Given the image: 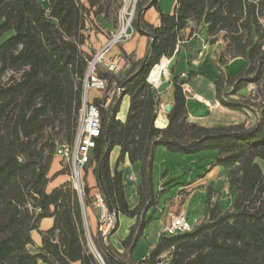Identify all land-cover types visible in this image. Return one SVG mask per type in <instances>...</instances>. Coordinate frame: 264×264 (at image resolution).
Listing matches in <instances>:
<instances>
[{"label":"trees","instance_id":"16d2710c","mask_svg":"<svg viewBox=\"0 0 264 264\" xmlns=\"http://www.w3.org/2000/svg\"><path fill=\"white\" fill-rule=\"evenodd\" d=\"M98 2L88 6L82 0H0V264H100L89 236L102 264H157L164 255L170 264H264V0H176L173 14L160 11L158 27L144 19L157 0H137L133 26L148 37L147 51L152 38L154 45L138 60L125 56L129 67L117 75L101 64L95 66L94 75L105 82L103 97L93 99L101 134L84 166L82 193L70 181L47 190L58 146L73 145L77 134L93 59L83 48L86 23ZM112 5L115 15L119 0H104L93 14L108 19ZM187 29L189 35L206 30L207 42L217 47V100L247 117L252 114V125L245 121L206 127L189 121L183 85L193 71L183 78L173 75L168 123L157 125L159 96L147 77L163 57L179 52L177 44ZM235 58H243L245 65L230 75L224 66ZM114 84L122 90L106 104ZM125 95L130 104L122 121L117 114ZM116 146L118 162L128 156L140 164L139 203L134 208L128 205L122 172L110 167ZM159 146L183 155L214 151L215 165L232 166L227 172L232 202L224 208L209 194L201 222L191 231L162 236L149 256L136 263L133 252L146 213L158 199L152 169ZM89 168L115 213L106 239L87 225L89 209L95 207L86 181ZM119 215L137 219L122 240L123 251L109 242ZM45 218H52L53 224L39 230ZM34 231L40 233L41 244L33 252Z\"/></svg>","mask_w":264,"mask_h":264},{"label":"crops","instance_id":"0c3cea01","mask_svg":"<svg viewBox=\"0 0 264 264\" xmlns=\"http://www.w3.org/2000/svg\"><path fill=\"white\" fill-rule=\"evenodd\" d=\"M176 6V0H157V6H152L144 14V19L158 27L160 21V11L166 14H173ZM106 23V22H104ZM109 24L105 28L99 27L97 38L91 37L87 41L86 51L89 48H95L99 43L102 48L110 38ZM193 26V24H191ZM184 40L177 54L171 59L173 63L172 77L162 78L160 86L157 88L159 96V109L156 123L159 127H165L168 123V112L165 108L174 103V85L173 75L189 74L194 72V76L185 84L186 105L188 110V119L191 122L206 126L219 127L225 125L239 124L246 121L248 126L255 122V117L249 114L247 117L240 111H235L222 106L216 97L215 82L219 76V69L214 62L216 46H211L207 42L206 30L196 34L189 35V29L183 33ZM97 39V40H96ZM98 41V42H97ZM148 37L135 31L130 40L123 41L113 46L107 53V56L122 54L131 60H138L147 52ZM201 53V55H200ZM245 65L243 58L230 60L224 70L235 75ZM103 92L99 91V98H102ZM93 95V99L98 98ZM91 98V101H93ZM130 104V98L125 95L122 98L121 106L117 118L124 121L127 117ZM120 147L116 146L110 153L109 163L112 170L117 169L122 172V181L125 190L126 199L129 207L134 208L139 203L138 181L140 164L132 163L128 156L123 161L118 162ZM214 151H204L193 155H183L167 151L163 146H159L155 151L153 162L152 177L154 182L155 196H158L156 205L150 208L146 213V224L142 234L137 242L133 252L134 261L140 262L146 259L156 244L162 238V228L165 221L164 213L169 207L184 210L191 221H196L198 215L204 218V207L207 196L210 194L212 201L218 200L222 205L228 200L229 207L232 202V196L229 190V181L227 177L228 170L232 167L215 165ZM61 156L57 153L54 157L51 172L53 179L48 184L47 190L50 192L68 182L67 173L57 174L62 169ZM86 181L94 194L97 189V182L92 168L87 170ZM214 189L219 190L215 194ZM89 223L93 234L98 232V222L100 209L95 205L94 209H89ZM137 222L136 218H130L125 215H119V226L113 233L109 242L119 251H123L122 240L127 237L131 227ZM53 224L52 218H45L40 223L39 230H47ZM35 248L41 244V235L38 231L32 233ZM117 237L114 242L113 240ZM74 264H81L75 262ZM147 264V263H141Z\"/></svg>","mask_w":264,"mask_h":264},{"label":"built area","instance_id":"2783aa9c","mask_svg":"<svg viewBox=\"0 0 264 264\" xmlns=\"http://www.w3.org/2000/svg\"><path fill=\"white\" fill-rule=\"evenodd\" d=\"M137 0H121V8L123 7L124 12H128V19L124 23L127 24V28L123 30L122 28L118 31L116 35H113L105 46H103L99 52L93 56V59L89 62L88 71L86 74L85 82H84V91L82 98V108L80 111V118L78 124L77 134L74 140L73 145H69L67 143H62L57 148V153L61 156V158L65 161H70L72 166V179L74 182L75 188L82 193L83 184H81V171L90 161V153L91 150L95 147L96 139L101 134V119L99 108L93 103V101L89 100V90L94 88L98 89L102 92L105 90V82L94 75L95 66L97 64H101L107 71L113 74H119L127 67H129L128 60L122 54H115L113 56L108 57L107 53L110 49L123 42L130 40L134 33L135 28L131 27L133 25V18L135 15ZM131 29V31H130ZM183 41H179L177 44L176 52L181 48ZM201 55V53H200ZM172 58V57H171ZM171 58L163 57V59L168 61V65L171 62ZM158 64V63H157ZM156 65V64H155ZM154 65V66H155ZM167 65V67H168ZM153 66V67H154ZM152 70V69H151ZM151 72V71H150ZM187 74H182V77H186ZM147 81L150 85H152L155 89H157L159 84H156L155 81H151L150 73L147 77ZM185 84L183 85V87ZM121 87H117L115 84L108 91V97L106 99V104L110 101L112 95L116 91H121ZM185 90V89H184ZM94 204L100 209L99 215V225L98 229L102 233V235L107 238L108 233L114 226L115 223V213L110 212L108 205L101 194V192L96 191L93 194ZM165 221L162 228V235L165 236H173L178 233H184L191 231L193 227L199 222L189 220L186 212L181 209H173L169 207L165 210L164 213ZM90 237V236H89ZM91 244L93 246V251L100 257L95 245L91 240ZM157 264H170L169 258L167 255L161 257Z\"/></svg>","mask_w":264,"mask_h":264},{"label":"rangeland","instance_id":"374dc122","mask_svg":"<svg viewBox=\"0 0 264 264\" xmlns=\"http://www.w3.org/2000/svg\"><path fill=\"white\" fill-rule=\"evenodd\" d=\"M82 1H84L85 3H86V5H88L89 6V2L90 1H95V0H82ZM104 0H100V2H98V3H96V5H95V7H93V9H91V16H90V18H88V20H87V23H86V26H87V29H86V32H85V34L87 35V39H86V41H85V43H84V45H83V48H85V49H87V47H86V45H87V41L88 40H90V38L93 36V37H95V38H97L98 37V35H99V27H102V28H105L104 26H105V24L107 23V24H109V26H108V28H110V38L111 37H113V35H116L117 33H118V31L122 28V26L124 25V23L127 21V19H128V12H130V10H128V12H124L123 10V7L122 8H120L117 12H116V14L114 15V6L115 5H112V7L113 8H111L110 9V12H111V15L109 16V18L108 19H105V18H103L102 16H96V15H94L93 13H94V10L97 8V7H99V4L101 3V2H103ZM132 1V0H131ZM119 2H121V0H119ZM104 22H106V23H104ZM131 27H133V25L131 24ZM133 29H134V27H133ZM130 31H131V29H130ZM109 38V39H110ZM108 39V40H109ZM97 40V39H96ZM98 42V41H97ZM101 48H99V43L96 45V47L95 48H93V47H91V48H89V50H90V53H92L93 54V56H95L98 52H99V50H100ZM172 67H173V63H172V61L170 62V64L168 65V67H167V74L165 75L166 77H169V78H171L172 77ZM164 76V77H165ZM163 77V78H164ZM182 77V76H181ZM183 78V77H182ZM99 91L100 90H98V89H94V88H92V89H90L89 90V94H88V96H89V100H91V98L93 97V95H97L98 94V98H99ZM101 92V91H100ZM103 94V93H102ZM102 97H103V95H102ZM92 100H93V98H92ZM61 166H62V169L63 170H65V172L64 173H67L68 175H69V181L70 182H72V184L74 185V182H73V179H72V166H71V162L70 161H65V160H63V159H61ZM262 167H263V170H264V162H262ZM61 169V170H62ZM83 176H84V168L82 169V171H81V184H83ZM214 192H215V194L216 193H218L219 192V190H215L214 189ZM225 203H223L222 204V207H224V208H226V206L228 205V200L227 201H224ZM173 209H178V208H173ZM196 217H198L197 218V221L198 222H201L202 221V217L200 218L198 215H196ZM98 225H99V222H98ZM98 231H99V229H98ZM117 239V237H115L113 240H111L112 242H114V240H116ZM89 246H90V248H91V250H92V252L96 255V257L98 258V260H99V262H100V264H102V262H101V260L99 259V256L93 251V246H92V244H91V237H89ZM30 250L31 251H35V247L34 246H30Z\"/></svg>","mask_w":264,"mask_h":264},{"label":"bare ground","instance_id":"6f19581e","mask_svg":"<svg viewBox=\"0 0 264 264\" xmlns=\"http://www.w3.org/2000/svg\"><path fill=\"white\" fill-rule=\"evenodd\" d=\"M127 25L128 23L125 24L122 29L125 30L127 28ZM167 65L168 61L166 59H163L162 62L153 67L150 72L151 81H155L156 84H159L162 81V78L167 74Z\"/></svg>","mask_w":264,"mask_h":264},{"label":"water","instance_id":"95a60500","mask_svg":"<svg viewBox=\"0 0 264 264\" xmlns=\"http://www.w3.org/2000/svg\"><path fill=\"white\" fill-rule=\"evenodd\" d=\"M148 36H151V35H148ZM154 40H155V39L152 38V43H151V45H150V48H149L148 51H147V54L150 53V51H151V49H152V47H153V45H154ZM147 57H148V55L144 58L143 63H142V65H141V67L139 68V71L142 70V69L145 67V64H146V61H147ZM130 79H131V77L128 78V79L123 83L122 86H124V85H125ZM171 108H172V105H168V106L165 108V110H166L167 112H169V111L171 110ZM105 198H106L105 201H106V203H107V205H108L109 211H110V212H113L108 197L106 196ZM100 258H101V257H100Z\"/></svg>","mask_w":264,"mask_h":264}]
</instances>
